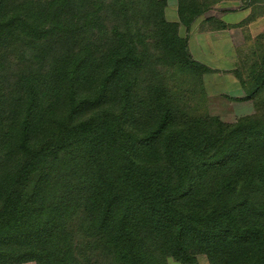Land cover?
I'll list each match as a JSON object with an SVG mask.
<instances>
[{
    "label": "trees",
    "instance_id": "1",
    "mask_svg": "<svg viewBox=\"0 0 264 264\" xmlns=\"http://www.w3.org/2000/svg\"><path fill=\"white\" fill-rule=\"evenodd\" d=\"M216 3L0 0V264H264V43L253 113L170 84L211 72L180 29Z\"/></svg>",
    "mask_w": 264,
    "mask_h": 264
},
{
    "label": "rangeland",
    "instance_id": "2",
    "mask_svg": "<svg viewBox=\"0 0 264 264\" xmlns=\"http://www.w3.org/2000/svg\"><path fill=\"white\" fill-rule=\"evenodd\" d=\"M216 1L196 20L194 31L193 28L188 32L183 27L180 29L181 34L188 38L193 58L210 67L211 72L204 74L200 83L191 82L180 75L173 79L169 74V78L183 104L192 113L205 110L228 122L254 112L252 102L241 99L244 92L235 71H241L243 62L256 58L258 44L264 43L258 39L264 32V2L250 4L245 0ZM172 2L167 0L165 16L168 20H177L176 7L171 9ZM206 2L209 3V0ZM209 18L221 22L225 27L218 26L217 21H208ZM197 28L205 31L204 36L196 34ZM208 31L213 32L209 34ZM168 264L179 263L168 260ZM196 264L208 262L204 256H198Z\"/></svg>",
    "mask_w": 264,
    "mask_h": 264
},
{
    "label": "crops",
    "instance_id": "3",
    "mask_svg": "<svg viewBox=\"0 0 264 264\" xmlns=\"http://www.w3.org/2000/svg\"><path fill=\"white\" fill-rule=\"evenodd\" d=\"M175 7H176V0H175V2H174V0H173L172 5H171V9H174ZM176 17H177V16H176ZM175 20H176V19H175ZM172 21H174V20H172ZM196 26H197V25H195V24L192 26L193 31H194V28H195ZM192 28H191V29H192ZM199 30H200V29H199ZM199 30H198V28H197V32H196V34H200V36H204L203 34L205 33V31H203V30H200V31H199ZM190 32L192 33V30H191ZM212 32H213V31H208L207 33L210 34V33H212Z\"/></svg>",
    "mask_w": 264,
    "mask_h": 264
}]
</instances>
